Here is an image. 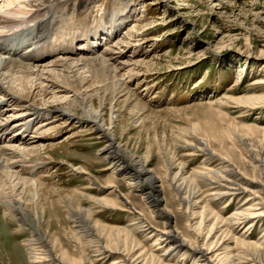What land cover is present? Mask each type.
Returning <instances> with one entry per match:
<instances>
[{"label":"rangeland","instance_id":"rangeland-1","mask_svg":"<svg viewBox=\"0 0 264 264\" xmlns=\"http://www.w3.org/2000/svg\"><path fill=\"white\" fill-rule=\"evenodd\" d=\"M55 6L57 24L50 29L49 41L54 44L51 47L89 29L108 28L107 39L95 50L53 53L44 61H32L33 64L60 58H95L131 32L129 43L134 45L130 48L133 52L130 59H111L110 66L104 68L97 69L95 64L82 68L73 81L65 79L68 74L59 68L48 74V82L40 85L44 91L48 84H55L59 88L56 90L66 87L69 99L76 91L88 97L83 105L71 106L74 121L51 115L42 126L45 117L40 115L31 132L22 133L30 138L29 146L46 147L38 156L32 154L31 160L20 168L21 177L37 180L34 182L38 188L26 195L36 197L30 207H37L42 219L39 225L33 223L35 217L30 220L27 215L26 224L12 221L3 216L0 206V264H38L33 262L26 246V241L37 240V232L48 240L43 245L50 242L53 251L70 264L72 259L82 257L76 249L78 245L87 253L84 264H114L117 255L104 250L99 256L95 242L86 246L80 238L93 239L97 234L105 246L112 241L109 236L113 228L127 230L129 224L135 234H129L133 241L126 247L134 258L141 256L144 264H196L191 255H184L181 250L166 252L171 242L160 243L158 238L165 228V218L151 208L141 192L131 189L125 178L113 174L102 151L104 141L95 134L90 119L84 118L85 110L101 113L112 128L116 144L134 158L143 159L146 167L161 179L162 209L170 212L172 226L184 240L210 248L214 240L217 243L221 239L223 231L228 234L222 237L227 241L226 252L210 254L211 264L218 263L216 254L237 255V239L263 242L264 218L253 224L229 227L223 221L251 206L249 194L217 195L216 187L207 181L198 182L200 189L192 197L196 205L186 213L184 196H179L171 183L177 177V185L192 188L195 175L218 170L221 165L216 156L227 155L242 175L261 181L264 187V175L252 165L251 154L235 135L252 133L264 141V0H65ZM105 16L120 22L116 34L113 22L105 21ZM28 27L24 30L33 29L32 24ZM95 32L86 35L91 38ZM125 62L129 64L121 67L118 75L114 74L113 68ZM136 62L144 65L131 71ZM123 81L135 95L130 100L127 88H115ZM42 92L34 100L44 111L54 109L55 95H65L63 90L46 96ZM43 99L48 103L44 104ZM12 126H6L8 137L0 145L24 146L20 140L9 139L14 137L10 134ZM196 140L204 141L216 156H206L191 147ZM142 183L148 187L146 181ZM23 190L19 187L17 195H24ZM252 191L264 196L259 185L253 186ZM5 193L10 196L12 190ZM102 200L106 204L99 202ZM142 215L147 221L144 226H148L138 228ZM203 217L210 221L198 237L196 232ZM213 222L221 230L208 238L207 231ZM120 237L127 241L123 233ZM42 248L37 243L36 252ZM121 250L125 251L122 247Z\"/></svg>","mask_w":264,"mask_h":264},{"label":"bare ground","instance_id":"bare-ground-1","mask_svg":"<svg viewBox=\"0 0 264 264\" xmlns=\"http://www.w3.org/2000/svg\"><path fill=\"white\" fill-rule=\"evenodd\" d=\"M62 1L65 0H0V144L8 137V135L6 134V126L8 124L13 125L12 128L9 127L13 133H9L14 136L9 139H14V141L20 140L22 144H24V146L19 144L22 147L12 144L0 145V206L3 209V216H5L6 218H10V220L12 221H20V223L22 222L23 224H26V220L24 219L25 215H27L30 220L35 217L36 219L33 221V223L35 222L36 225H39L41 223L42 218L37 207L36 210H33L30 207L31 204L35 203L36 197L29 198L28 195H26L33 189L38 188V183L34 182L37 180H28L21 177L20 168L22 167V164L27 163V161L31 160L32 154H36V156H38L41 150L46 149V147H36V145L29 146L28 142L30 138L28 139L27 135L29 134V132H31L30 130L33 128L34 124H36L40 115H43L45 117L43 119L44 122H42V126L47 124L45 121L51 115L60 116V118L64 121H74V119L76 118L75 116H73L71 106H74L73 104L75 103L83 105L86 102L85 97H88L82 94L80 96L78 94L79 91H76L75 95L69 99L68 94H66V91L68 90V88L66 87H63V89L60 90H56L59 88H57L55 84H48L46 85L47 90L44 91L41 90L42 88L40 87L42 86L40 85H42V83L44 82H48V74L51 75V73L56 72L55 70H58L59 68L61 69V71H65L68 74L67 77L64 76L65 79L68 80L70 78L69 80L73 81V78L76 77L77 72L82 68L85 69L92 66L94 67V64L97 69L104 68L106 66H110L109 60L111 59L123 57L130 59V54L131 52H133L131 50L133 49V44L129 43V41L132 40V32L127 34V36H125L122 41L119 40L120 42H118L115 46L104 49L101 55H99L98 57L96 56L95 58H60L57 61H51L42 65H35L32 63V61L35 63L39 60H45L55 51L58 53L73 54V52L75 53L77 51L84 50L83 45H79L80 47L73 46V49L71 45L73 43L72 39L67 44H65V46H63L64 43H62V46H58L55 48L51 47L50 45L44 47L43 44H41L40 46H36L37 48L34 51H19L16 54L15 51L11 52L12 49L9 48L10 42L7 41V39H9L7 35L13 31H19V29L30 26L31 24L33 26V29L31 30H33L34 33L33 43H37L38 41L42 42L41 40H45L47 38V40H49L50 37H48V35L51 33L50 29H52L57 24V20L55 17L56 12L54 11L56 7L55 4ZM58 18L59 16L57 17V19ZM59 19L61 20V18ZM118 27V24L117 26L114 25V33L119 30ZM99 31L100 30L97 29L95 34H93L91 38L88 37L86 33H83V36L79 41L82 42L85 39H88L85 46L86 49H88L89 51L95 50L101 43V41L99 40L100 35H104V33H98ZM117 45L119 46L117 47ZM32 64L35 66H32ZM128 64L129 62L119 63L120 67L118 66L119 68H113V73L118 75L121 67L123 68ZM141 65H144V63H134L131 71L135 70L134 68ZM74 82H78V80H75ZM115 85L116 89L119 86H124L125 88H127L128 91L126 89L125 90L127 91L126 95L129 96L127 97L129 98V100L132 99V96L135 97V95L132 94L130 89L126 86L127 84L124 83V81L118 82V86L117 84ZM120 89L121 88H119V91ZM62 90L65 95L63 97L55 95L54 99L52 100L54 101V109L50 111H44L41 107H38L39 105H35L37 102L34 100V98L35 96L39 95L38 93L40 91H43L41 94H43V96H46L50 92H55L57 94V91ZM43 100H45L43 101L44 104L48 103V101H46L47 99ZM57 105L59 108L57 107ZM84 118L90 119L92 127L95 130V134L99 139L104 141L105 147L102 151L105 158L108 159L110 166L112 167L113 174L115 176L125 178L130 188L139 191V193L141 192L144 200L149 203L150 206H152L151 208H153V210L156 211L157 214H161L165 218V228H163V230L159 232L160 235L158 236V238L159 241H161L160 243L165 241L171 242V246L167 249L166 252H168V250L170 252V250L172 249H176L177 251L181 250L182 252H184V255H191L192 258L197 261L196 264H211L209 259L210 254L220 250L226 252L225 247L227 241L223 240V236H227L228 234L224 231L222 232L223 238L221 237L220 240L217 239L219 240L217 243H215L214 240L212 247L210 248H206L205 246L202 247L197 244H189L186 240H184L181 237L180 233L174 230L170 212L162 209L161 205L164 197H162L161 192L163 191L164 186L161 179L146 167L145 161H143V159L134 158L125 150H123L121 145L116 144L112 134V128L105 123L101 113H90L89 110H85ZM22 133L27 135H24ZM235 135L236 138L238 137V139L244 144V146L248 149V152L251 154V157L253 159L252 165L264 175V141L258 140L257 137L252 133L250 135ZM195 143L196 144H193L191 147L200 150L201 152L205 153L206 156H216L215 153L211 154V151L204 141L196 140ZM216 157L219 158L221 167L218 170L209 169L195 175L192 182V188L188 187V185H177L179 183L175 182L177 180V177L173 179L171 185L176 189L179 196H184L182 203L183 206H185V209H187L186 213L191 212L192 208L196 205L193 202L192 197L193 194L196 193L198 189H200V183H204L207 181L209 185L218 189L219 192H217V195L231 196L243 193L249 194L248 199L252 203L248 209L243 212L235 213L228 219H223L224 223L228 227L229 225H240L243 223H247L249 225L250 223L253 224L256 219H263L264 196L257 195L252 191L253 186L259 185V188L264 192V187L261 181H254L242 175L237 170L236 166L229 156L226 155V157ZM38 159L39 158H37L36 160ZM75 171H79L81 173L84 172L82 169H76ZM143 181L147 182L148 187H145L143 185ZM93 184L96 183L93 182ZM260 184L262 186H260ZM113 185H109V187H112V189H114L115 187ZM19 187H22L24 190H26L24 195L21 194L22 192L18 193L19 196L17 195L16 191ZM7 189H9V191L10 189L12 190V195L10 194V196H7V194L5 193ZM34 195L36 194L34 193ZM99 202H101L102 204H106L104 200ZM125 203L129 205L128 201H125ZM139 220L140 222L138 228L148 226H144L147 221L146 218L143 217V215L139 218ZM190 220L192 222L194 220L193 217ZM218 220L219 219H217V221ZM209 221L210 219L208 217L202 218L196 232L198 234V237H200L204 233V230L208 228L207 226ZM132 227L133 225L129 224L127 226V228L129 229L127 230L113 228L109 236L112 241H108L105 246H103L102 238L97 234L93 235L95 236V238L93 239H85L88 236H86L85 238H80V243H84V245L87 246L92 242H95V253L99 254V256L104 254V250H108L109 252L117 255V259L114 264H144V259L140 258L141 256H139L138 258H134V255H132L130 249L126 247L130 245L129 242L133 241V238L131 237V235H129L130 233L135 234V229ZM219 228L220 227L218 226L217 222H213L207 231V237H214L216 235V232L221 230V228ZM150 229L153 228L150 227ZM149 230L147 228V231ZM152 232L156 231H151L150 233ZM122 233L127 239V241L125 242H123L122 238L120 237ZM36 234V241H26V246L32 253L31 258L34 263L70 264L64 257L57 255L53 251L50 242L46 246L43 245L45 240L48 241L47 239H44L45 236H43V234L39 232H37ZM236 242L240 246L239 253L235 256L228 255L227 253H220L219 255L216 254V259L218 261V263L216 264H264V240L261 243H253L250 241L237 239ZM37 243L39 244V247H43L42 250L38 252H36ZM121 247L122 249L124 248L125 251H122ZM76 249L81 253L82 257L79 260L72 259L71 264H84L88 259L86 255L87 253L84 252V249L80 245L76 246ZM161 259L164 260V257H162ZM163 260L161 261L163 262ZM151 262L155 263L154 260H152Z\"/></svg>","mask_w":264,"mask_h":264}]
</instances>
